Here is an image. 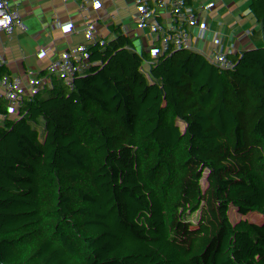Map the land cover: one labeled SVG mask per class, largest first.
I'll list each match as a JSON object with an SVG mask.
<instances>
[{
	"label": "crops",
	"instance_id": "0c3cea01",
	"mask_svg": "<svg viewBox=\"0 0 264 264\" xmlns=\"http://www.w3.org/2000/svg\"><path fill=\"white\" fill-rule=\"evenodd\" d=\"M21 1L27 0H0V4L13 8L9 15L17 16L14 7ZM34 3L56 26L69 28L70 46L62 60L39 67L23 52L19 37L0 25V43H10L16 57L11 79L23 90L15 97V106L0 119V206H6L9 194L27 178L48 174L44 165L47 154L55 156L57 170L67 173L76 169L77 159L83 163L85 157L95 183H109L114 192L123 186L120 170L124 164L114 167L98 161L93 150L94 129L98 121L104 120V113L101 109L100 116L94 118L92 104L100 98L102 89L93 87L81 73L70 78L56 77L58 67L63 62L73 64L79 50L97 47L106 56L110 46L129 41L125 54L133 64L115 74L125 95L107 123L112 131L126 129L129 119L139 113L131 101L135 92L143 111L148 104H154L146 116L147 134L159 145L166 160L161 163L160 158H153L151 169L156 183L166 189L180 180L187 186H198L225 173L222 157L210 139L209 116L236 127L240 116L254 130L260 129L264 105L259 108L254 101H247L245 110L235 114L225 105L217 85L226 82L235 93L264 87V0H116L110 12L103 11L93 0ZM234 22L239 28L232 35ZM191 27H195L194 33ZM211 35L218 39L233 36L237 40L230 61L217 54ZM184 43H190L194 52L208 58L211 75L207 81L199 70L186 66L172 52L176 45ZM46 74L63 97L72 116V127L52 118L51 99L43 86L31 95L27 91ZM163 83L176 95V103L154 96ZM196 110L201 112L197 119L193 117ZM33 116L57 125L63 138L53 142L48 136L47 141H40L43 125L32 122ZM169 135L173 137L167 140ZM237 140L245 153L255 152L263 144L262 140L247 139L242 132ZM72 146L75 150H71ZM119 149L128 163L133 153L131 146L121 143ZM17 154L32 157L21 159ZM114 192L104 193L103 197Z\"/></svg>",
	"mask_w": 264,
	"mask_h": 264
},
{
	"label": "trees",
	"instance_id": "16d2710c",
	"mask_svg": "<svg viewBox=\"0 0 264 264\" xmlns=\"http://www.w3.org/2000/svg\"><path fill=\"white\" fill-rule=\"evenodd\" d=\"M120 70L102 87L105 122L125 95ZM131 101L143 111L137 92ZM237 121L226 126L209 116L225 175L188 186L191 201L147 181L114 192L77 159L76 169L52 180L55 196L33 219L12 210L0 224V264H264V120L259 130ZM240 132L263 145L244 153ZM112 192L107 207L103 195Z\"/></svg>",
	"mask_w": 264,
	"mask_h": 264
},
{
	"label": "built area",
	"instance_id": "2783aa9c",
	"mask_svg": "<svg viewBox=\"0 0 264 264\" xmlns=\"http://www.w3.org/2000/svg\"><path fill=\"white\" fill-rule=\"evenodd\" d=\"M42 1L47 3L48 0ZM93 1L105 12H110L116 2V0ZM14 8L17 16L9 15L13 8L0 4V25L10 34L19 37L22 50L28 58L34 60L39 67L54 60H62L64 53L70 46L67 37L69 28L67 26H56L55 22L43 10L36 7L34 0L21 1ZM238 28L239 24L234 22L231 27V34L236 33ZM190 31L194 33L195 27H191ZM152 32L154 33L155 30ZM210 42L221 58L227 61L231 60L237 45V40L233 36L218 39L215 35H211ZM164 43L167 44V41ZM128 46L129 41H125L121 45H112L107 49L108 54L106 56H103V51L97 47L79 50L76 52V59L73 64L63 62L58 67L56 77L70 78L75 76L76 73H81L90 79L93 87L101 90L103 86L110 82L113 71L129 68L133 64V60L125 54ZM172 52L186 66L199 70L205 81L210 78L211 70L208 58L202 53L194 52L190 43L176 45ZM15 64L16 57L11 44L8 42L0 43V119L6 116L8 109L15 106V97L23 92L11 79ZM51 82L52 78L46 74L41 81L34 82L29 86L27 91L31 95L38 87L43 86L51 99L52 118L67 127H72V116L63 102L62 95L52 87ZM217 91L225 105L231 109L245 110L247 101H254L259 108L263 107L264 87L245 88L239 93H235L228 83L223 82L217 85ZM154 96L165 98L172 103L178 101L176 95L165 83L155 90ZM153 109L154 104H148L145 111L139 112L129 119L126 129L112 131L104 120L98 121L94 129L95 144L93 150L96 160L107 162L114 167L124 164V167L120 170L123 185L135 181L156 183L152 174L151 160L156 157L160 158L161 163L166 160L160 154L159 145L147 134L146 116L147 112ZM100 113L101 106L97 98L92 104V116L94 118L98 117ZM200 115L201 112L198 110L193 112L195 119ZM31 120L35 123L42 122L40 141H47L48 136L53 142H58L63 138L57 125L44 121L39 116H33ZM172 137V135H169L166 139L170 140ZM121 143L128 144L132 148L133 153L128 163L119 149ZM71 150H75V147L72 146ZM17 156L26 159L32 157V154H17ZM83 163H88L85 157ZM44 165L48 174L27 178L17 190L9 194L6 206H0V224L10 217L12 210L22 212L33 219L35 210L48 204L55 196L52 192V180L58 176L61 179L65 178L67 172L57 170L56 158L52 154H47ZM167 190L182 201L194 199L193 192L189 190L183 180L174 182L171 188Z\"/></svg>",
	"mask_w": 264,
	"mask_h": 264
},
{
	"label": "rangeland",
	"instance_id": "374dc122",
	"mask_svg": "<svg viewBox=\"0 0 264 264\" xmlns=\"http://www.w3.org/2000/svg\"><path fill=\"white\" fill-rule=\"evenodd\" d=\"M223 175H225V173ZM110 196H111L110 194H106V196L103 197V200H104L105 204L107 205V207L109 206L108 204L110 202V198H108V197H110ZM140 256H141V259L144 261L145 260V256L143 254H140Z\"/></svg>",
	"mask_w": 264,
	"mask_h": 264
}]
</instances>
